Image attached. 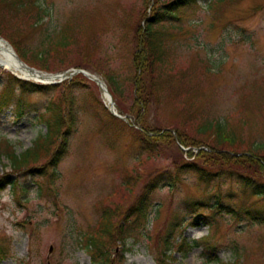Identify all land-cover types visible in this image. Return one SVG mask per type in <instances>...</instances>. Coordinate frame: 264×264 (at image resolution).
<instances>
[{"label": "rangeland", "instance_id": "1", "mask_svg": "<svg viewBox=\"0 0 264 264\" xmlns=\"http://www.w3.org/2000/svg\"><path fill=\"white\" fill-rule=\"evenodd\" d=\"M155 1L39 0L47 15L38 25L42 11L34 2L17 11L0 1V33L11 36L22 51L30 50L27 61L36 64L31 49H42L48 34L70 28L73 43L47 56V73L82 65L106 83L115 77L122 93L114 95L115 107L130 117H110L105 91L89 77L88 82L72 75L48 92H24L18 83L8 88V104L0 109V145L8 143L17 153L34 147L47 133L50 108L57 103L65 111L68 104L72 107L75 122L68 150L56 166L45 164L16 175L15 183L0 191V247L7 255L0 264H95L87 238L98 227L104 206L117 202L116 222L122 221L143 188L161 175L150 194L152 208L144 226L125 246L107 239L116 264H161L166 239L173 245L168 262L218 264L210 262L202 245L188 253L177 249L180 237L194 243L207 235L217 245L220 261L233 263L237 251L242 264H264V223L225 214L217 215L211 226H192L188 211L190 200L215 201L221 194L233 207L254 204L264 209V196H247L237 179L227 175H214L207 187L189 169L178 174L176 186L169 184L177 177L176 164L192 159L188 151L193 143L214 140L211 132L203 133L205 121L229 127L236 141L221 146L231 154L264 144V0H200L182 20L169 23L164 63L155 69L158 80L146 74L147 66L139 68L142 58L152 61L139 56L136 41ZM0 67L2 96L11 78ZM148 68L152 77L153 67ZM143 125L163 134L150 138ZM173 136V141L165 139ZM179 136L189 144L180 143ZM257 166L255 162L246 169L248 176L256 178ZM0 170L11 171L6 156L0 159Z\"/></svg>", "mask_w": 264, "mask_h": 264}, {"label": "trees", "instance_id": "2", "mask_svg": "<svg viewBox=\"0 0 264 264\" xmlns=\"http://www.w3.org/2000/svg\"><path fill=\"white\" fill-rule=\"evenodd\" d=\"M5 3L7 6L17 10L22 11L26 8L27 4L33 3L37 5V8L42 11V6L39 0H0ZM199 0H156L154 2L153 11L151 14H148L146 17L145 25H140L137 29L136 41L139 49V56H144L145 58H150L152 64L147 62L148 60L142 58L140 62V69H145L146 74H150V79H156L159 77V72H157L156 66L162 65L164 63L163 57L164 53L167 51V42L165 34L167 33V25L172 22H177L182 20L183 16L187 13L188 10L198 7ZM217 0L216 2H219ZM213 5V4H211ZM37 9V10H38ZM44 10V9H43ZM39 15L36 24L38 25L41 20L47 15V11L41 12ZM35 24V23H34ZM66 29V28H65ZM67 28L62 33H53L48 34L46 39L42 41V49L33 51L31 49L32 55H30L31 60L40 65L39 67L50 70L48 68L47 60L48 55H51L53 51L58 49L66 48L73 43V39L68 34ZM3 32V31H2ZM3 37L12 41L16 46L19 54L26 60L28 57V50L21 49V46L17 44L16 41L12 39L9 35H4L0 33ZM30 51V50H29ZM29 57V58H30ZM34 64V65H36ZM36 65V66H38ZM148 67H153L154 74L151 77V70ZM78 68H85L90 70L87 66L78 65ZM143 71V70H142ZM76 78L87 79L83 74H79ZM141 77L138 75V81L140 82ZM13 80V81H11ZM9 80L10 85L7 86V90L4 91L3 95L0 96V105L8 103L9 101V92L8 88L13 87L16 83L19 84L21 90L24 92H48L53 89L52 86H43L26 81H20L11 79ZM71 83V82H70ZM68 83V84H70ZM107 83L111 92L115 96L121 97V87L120 83L117 82L116 78L111 76L107 78ZM67 84V85H68ZM94 86L99 88L97 83L93 82ZM151 84L156 86L157 81L151 80ZM81 86H79L80 88ZM158 88V87H157ZM123 92V91H122ZM140 92V91H138ZM142 97H136L137 101H142ZM61 100V98L59 97ZM69 110L65 111L63 106L57 103L54 107L50 108L49 117L47 118V133L42 135L39 140L36 141V144L31 149H27L22 153H17V151L10 147L8 143L0 145V159L3 156H6L11 165V171L1 172L0 170V191L10 185L15 183L14 177L19 174L35 171L34 168L39 167L43 168L45 164H51L56 166L58 162L61 161L63 156L66 154L69 147V133L71 127L74 125L75 116L72 107L68 104ZM144 107V105H140ZM135 104L132 106L134 111ZM107 110V109H106ZM108 111V110H107ZM110 117L118 119L110 111H108ZM73 114V116H72ZM135 121L143 124L139 116L134 114ZM68 124L66 130L63 129V126ZM144 126V125H143ZM144 134L153 138L155 136L160 137L162 129L149 128L147 125L143 127ZM203 133L211 132L210 134L214 137L212 142L202 141V143H193L194 147H190L188 154L192 159L183 160L180 163L176 164V173L177 177L170 181V185L176 186L180 178V174L184 169H189L198 174L199 180L207 187L210 186L213 181V176L218 175V178L223 176H228L232 179H237L241 185L242 192L247 196H264V144H260L257 149L240 154L237 151H234V154L228 152V149L223 148L221 145L223 142L227 141H236V138L233 133L230 132L229 127L227 128L226 124L222 121H205L203 123ZM164 136H172L169 134H164ZM174 137V136H173ZM167 137L165 139L174 140L176 137ZM178 140L183 145L189 144L183 136H179ZM9 142V141H8ZM184 145V146H185ZM258 163V166L255 167L256 178H251L250 173L247 172L248 167H252L253 163ZM217 172V173H216ZM29 173V172H28ZM53 173L52 175H54ZM162 176V175H161ZM152 180L144 188L138 198V200L133 203L129 209L124 213L123 220H117L119 214H117L116 205L117 202L112 201V203L104 206L101 217L99 219L98 227L91 235L88 236V243L91 247V256L95 264H116L112 256V252L106 247L107 239L113 240L122 244V246L127 243L129 236L133 233L139 231L144 224L149 220L150 212L152 208L150 194L158 186V180L161 178ZM131 187V184H129ZM220 191L221 188H218ZM221 193V192H219ZM223 195H218L215 201H210V197H205L202 199H193L188 202V211L191 214L192 221L190 225L199 226L200 224H207L211 226L215 223L217 215L224 216L225 214L231 215L234 219L237 220H250L260 223H264V209L255 207L254 204L240 205L239 207H233L231 204H227L223 200ZM227 197H232L227 195ZM123 214V213H122ZM196 245H202L206 250L208 259L210 262H215L218 264H242L241 263V253L236 251V259L232 262H222L217 250V245L212 241V236L207 235L201 239L190 243L187 238L180 237L178 244V251L189 252L190 249H193ZM95 250V251H94ZM173 245L170 243V240L166 239V245L163 247V252L165 258H159L161 264H173L171 261L168 262L167 259L171 257ZM168 252H170L168 254ZM3 248L0 247V261L6 258V254ZM120 262H118L119 264Z\"/></svg>", "mask_w": 264, "mask_h": 264}, {"label": "bare ground", "instance_id": "3", "mask_svg": "<svg viewBox=\"0 0 264 264\" xmlns=\"http://www.w3.org/2000/svg\"><path fill=\"white\" fill-rule=\"evenodd\" d=\"M0 63H3L5 67L12 69L13 71L22 75V77L35 79L37 81H48L54 79L52 76H46L39 74L25 67L18 59L17 55L11 48V46L3 39L0 38Z\"/></svg>", "mask_w": 264, "mask_h": 264}, {"label": "water", "instance_id": "4", "mask_svg": "<svg viewBox=\"0 0 264 264\" xmlns=\"http://www.w3.org/2000/svg\"><path fill=\"white\" fill-rule=\"evenodd\" d=\"M85 74L89 75V73H87V72H85ZM93 78H94V79H95V80L101 85V87H102L105 91H107L106 84H105V82H104L103 80H101V79L98 78V77H93ZM113 113H114L115 115L121 117L117 112L113 111Z\"/></svg>", "mask_w": 264, "mask_h": 264}]
</instances>
